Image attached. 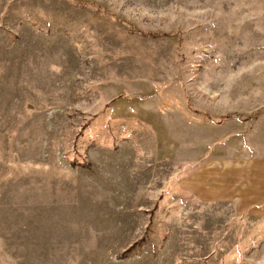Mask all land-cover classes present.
<instances>
[{
	"label": "rangeland",
	"instance_id": "rangeland-1",
	"mask_svg": "<svg viewBox=\"0 0 264 264\" xmlns=\"http://www.w3.org/2000/svg\"><path fill=\"white\" fill-rule=\"evenodd\" d=\"M262 158L264 0H0V264H264Z\"/></svg>",
	"mask_w": 264,
	"mask_h": 264
},
{
	"label": "crops",
	"instance_id": "crops-1",
	"mask_svg": "<svg viewBox=\"0 0 264 264\" xmlns=\"http://www.w3.org/2000/svg\"><path fill=\"white\" fill-rule=\"evenodd\" d=\"M204 178L203 190L196 191V185L200 182L201 176H194L196 183L193 188L194 192H202V196L208 201L217 198L225 200V197H229V195L236 196L239 215L252 218L253 228H256L252 235L257 237V240L264 242V158L253 160L250 173L244 171L242 174H237L234 192L229 184H227L228 187H225L220 182V185L217 186V180L212 183L213 181H209L206 175ZM197 188L200 189V187Z\"/></svg>",
	"mask_w": 264,
	"mask_h": 264
}]
</instances>
